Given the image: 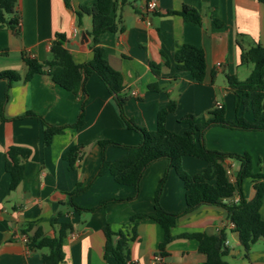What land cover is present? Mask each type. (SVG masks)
<instances>
[{
    "label": "crops",
    "instance_id": "crops-1",
    "mask_svg": "<svg viewBox=\"0 0 264 264\" xmlns=\"http://www.w3.org/2000/svg\"><path fill=\"white\" fill-rule=\"evenodd\" d=\"M94 2L69 0L66 7L62 0H16L20 15L18 32L0 29V71L12 70L23 78L26 74L23 56L32 55L31 59L43 64L57 35L65 37L64 47L76 64L89 62L91 17L84 15L78 26L75 11ZM149 2L155 3L153 11L147 10ZM149 2L128 0L125 6L117 7L115 17L123 29L100 34L98 46L103 58L121 74L122 93L127 97L123 107L125 116L138 127L154 131L157 113L173 101L176 108L167 115L165 127L170 132L183 134L187 127L179 122L181 118L192 115L197 123L203 124L209 118L208 113L218 105L224 110L228 102L234 105L227 77L241 81L242 76L246 79L249 75L248 71L241 70L244 66L240 65L241 51L236 39L242 35L245 47L250 42L264 47V4L258 0ZM183 6L197 11L198 24L186 22L177 14L166 15L179 12ZM180 45L204 52L205 78L201 85L192 83L188 73L176 69L173 55ZM6 86L5 81H0V112L5 118L0 122V264H42L48 250H29L21 240L22 236L26 237L22 231L30 226L28 235L39 229L44 236L52 237L57 234L59 223L65 222L71 224L72 231L63 240V264H116L105 251L103 227L108 225L113 232H125L129 231L131 216L152 215L154 194L165 175L159 197L161 208L170 214L185 209L183 183L165 159L144 169L136 194L133 187L118 185L109 172L99 174L103 160L111 162L124 153L114 146L102 149L100 142L137 146L140 138L125 126L112 96L96 76H89L77 95L40 74L28 82L20 80L12 84L7 95ZM27 113L50 126L65 128L46 145L40 120L21 118ZM80 115L83 125L79 129L69 127ZM203 143L207 149L220 153L248 154L252 172L264 173V132L215 126L205 131ZM71 146L79 147L72 169L63 158ZM10 147L30 151L21 183L14 191L9 190L10 177L4 168ZM226 163L230 180L234 181L239 163L234 160ZM181 166L189 175H195L207 163L184 157ZM79 184L86 188L73 199L80 208H93L108 199L122 201L109 203L94 212H77L67 201L68 194ZM241 189L245 200L250 201L255 193L253 180L244 179ZM259 215L264 220V197ZM52 218L57 219L54 226L50 224ZM220 231L226 235L229 254L224 260L227 263L264 264V240L253 244L245 257L238 235L226 218V210L210 205H201L176 219L171 229L173 239L163 254H158L159 260L154 257L163 240V230L147 217L140 219L136 223V238L128 243L125 259L127 263L139 264H204L205 257L199 253L197 242L181 236L193 233L213 236Z\"/></svg>",
    "mask_w": 264,
    "mask_h": 264
},
{
    "label": "trees",
    "instance_id": "trees-1",
    "mask_svg": "<svg viewBox=\"0 0 264 264\" xmlns=\"http://www.w3.org/2000/svg\"><path fill=\"white\" fill-rule=\"evenodd\" d=\"M69 7V0H62ZM150 0H147L149 2ZM264 4V0H258ZM128 0H95L91 6L79 7L75 11L77 25L81 26L84 15L91 17L90 48L92 58L84 64H76L71 54L64 47L65 37L57 35L51 42L49 58L43 64L23 56L26 66V74L23 78L12 70L0 71V81L6 82L5 95L12 84L23 80L28 82L31 78L40 74L48 77L55 85L77 95L83 90L85 80L96 76L105 86L107 92L112 96L119 116L128 129L135 131L140 138L137 146H124L111 141L100 142L102 149L107 146L119 147L124 153L108 162L103 160L99 168V174L109 172L113 180L120 186L133 187L135 193L138 189L139 180L144 169L151 163L165 159L168 167L172 168L177 177L182 181L185 190V209L178 214L165 212L160 204L159 197L165 183L166 175L159 182L154 194V213L150 216L136 214L130 217L129 231L113 232L108 225L103 227L105 235V251L109 253L116 264H128L125 253L128 243L136 238V223L140 219L149 218L157 223L163 230V240L158 246V253L162 255L165 246L173 239L171 229L176 219L188 212L193 211L201 205L222 207L226 210V218L233 225V231L237 233L238 240L245 257L248 256L250 248L260 239L264 240V220L260 218L259 209L264 197V173L252 172L251 160L248 154H226L207 149L203 143L205 131L211 127L221 126L233 130L264 132V47L258 43L250 42L248 47L243 45L244 36L238 35L236 44L239 47L240 65L251 66V71L244 81L235 77H227V85L234 96V120L228 121L224 117L222 107L215 108L208 113V120L199 124L192 115H187L179 120L185 124L187 129L183 134L170 132L165 127V119L168 114L174 112L176 103L169 101L157 113L156 129L148 131L138 127L132 120L128 119L123 111L127 97L122 93L123 82L121 74L115 71L103 58V51L98 46V37L103 32L122 31L121 21L115 17L117 7H123ZM179 15L184 21L198 24L200 21L196 10L183 6L179 12H167L166 15ZM20 15L16 9V0H0V29L7 28L18 32ZM176 69L188 73L192 83L201 85L205 78V55L204 52L190 45L177 46L174 55ZM44 67H47L45 70ZM176 78V77H175ZM212 80L214 75L211 76ZM154 89V87H151ZM242 110L251 113V119H245ZM30 117L40 120L44 131V143L47 145L54 135L62 133L65 127H53L45 123L38 116L27 113L21 118ZM20 119V118H19ZM5 121L0 112V122ZM83 125L82 115L69 127L79 129ZM196 137V141L194 138ZM79 147L71 146L63 158L72 169L78 158ZM30 151L25 148L10 147L6 152L5 171L9 174V190L14 191L21 183L23 177L24 162L29 158ZM184 157H193L203 160L207 166L196 173L189 175L181 166ZM227 160L239 163L235 173L234 181L230 180L228 174L229 165ZM253 180L254 196L246 201L242 194V182L244 179ZM81 184L77 185L68 194V205L75 211L94 212L104 208L112 202H120L118 199L102 201L93 208H80L73 199L85 191ZM237 197L238 202L233 199ZM50 224H57V219L52 218ZM28 228L22 233L27 237L26 246L29 250L47 249L48 252L42 257V264H63V240L72 231L70 223H59L56 235L46 237L41 230L37 229L31 236ZM181 237L193 239L198 244V251L205 257L204 264H229L224 258L229 254L226 247V235L223 231L213 236L202 233L183 234ZM117 238V240H115Z\"/></svg>",
    "mask_w": 264,
    "mask_h": 264
},
{
    "label": "rangeland",
    "instance_id": "rangeland-1",
    "mask_svg": "<svg viewBox=\"0 0 264 264\" xmlns=\"http://www.w3.org/2000/svg\"><path fill=\"white\" fill-rule=\"evenodd\" d=\"M241 70H243L244 73L248 71L249 74H250L251 66L250 65L249 66H244V67H242ZM243 77H245V76H242V78H240V79H243L241 81H244L245 80V78H243ZM229 95H228V98H231V95L230 96ZM224 112H225L224 113V117H225L226 120H228V121H233L234 120L233 104H230V102H228L226 104V107H225ZM242 114H243V116H244L245 119H248V120L251 119L250 111H248V110H242Z\"/></svg>",
    "mask_w": 264,
    "mask_h": 264
},
{
    "label": "built area",
    "instance_id": "built-area-1",
    "mask_svg": "<svg viewBox=\"0 0 264 264\" xmlns=\"http://www.w3.org/2000/svg\"><path fill=\"white\" fill-rule=\"evenodd\" d=\"M155 7H156V6H155V3H154V2H149V3L147 4V10L153 11V10L155 9ZM32 57H33L32 55H28V58H32ZM217 108H220V105H218ZM233 201H234L235 203L238 202V198H234ZM230 226L233 228V225H232L231 223H230ZM21 240H22V242H23L24 244L27 243V237L22 236V237H21ZM154 259H155V260H159V259H160L159 255H158V254L155 255ZM128 264H139V263H128Z\"/></svg>",
    "mask_w": 264,
    "mask_h": 264
},
{
    "label": "water",
    "instance_id": "water-1",
    "mask_svg": "<svg viewBox=\"0 0 264 264\" xmlns=\"http://www.w3.org/2000/svg\"><path fill=\"white\" fill-rule=\"evenodd\" d=\"M261 240H263V239H261Z\"/></svg>",
    "mask_w": 264,
    "mask_h": 264
}]
</instances>
